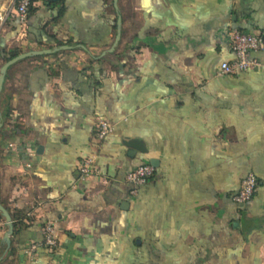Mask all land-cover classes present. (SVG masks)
I'll return each instance as SVG.
<instances>
[{
	"label": "crops",
	"instance_id": "0c3cea01",
	"mask_svg": "<svg viewBox=\"0 0 264 264\" xmlns=\"http://www.w3.org/2000/svg\"><path fill=\"white\" fill-rule=\"evenodd\" d=\"M229 29L261 37L264 0H32L23 26L7 21L0 69L66 48L4 76L0 205L22 222L7 245L0 211V264H264V48L258 68L219 74ZM87 157L99 174L80 179ZM47 222L57 246L28 257Z\"/></svg>",
	"mask_w": 264,
	"mask_h": 264
},
{
	"label": "built area",
	"instance_id": "2783aa9c",
	"mask_svg": "<svg viewBox=\"0 0 264 264\" xmlns=\"http://www.w3.org/2000/svg\"><path fill=\"white\" fill-rule=\"evenodd\" d=\"M32 0H3L0 4V30L9 19H17L20 25H24L27 19L28 10ZM227 42L233 57L222 61L219 65V74L230 75L258 68L260 63L252 57V53L258 52L264 48V41L258 35L242 32L236 29L227 31ZM113 125L106 120H99L96 123V137L99 140L104 139L111 131ZM13 147V144H9ZM99 169L96 167L95 158L87 157L78 164V175L80 179L97 176ZM154 174V167L150 164H142L128 171L125 175V181L131 185L130 193L136 194L139 186L143 185ZM258 180L253 173H248L241 181L239 189L232 195V200L237 204H244L250 200ZM42 240L31 242L25 248V254L31 257L39 246L53 249L57 246L54 236V226L47 222L42 227Z\"/></svg>",
	"mask_w": 264,
	"mask_h": 264
},
{
	"label": "water",
	"instance_id": "95a60500",
	"mask_svg": "<svg viewBox=\"0 0 264 264\" xmlns=\"http://www.w3.org/2000/svg\"><path fill=\"white\" fill-rule=\"evenodd\" d=\"M114 2H116V0H114ZM119 38H120V18L117 19V30H116V35H115V39L113 42V47L117 44ZM261 38L264 41V32L262 33ZM64 48H66V47L62 46V47H58V48H54V49L32 50V51H27V52L21 53L15 57L9 59L6 63H4V65L0 69V90H1V86L3 84V80H4L6 70L11 64L15 63L16 61H18L20 59H23V58L26 59V57H29V56L50 54L52 52H55L59 49H64ZM0 211L3 215V217L5 218L6 225H7V232L5 233V235L3 237V241H5L4 243H6L8 245L9 244V236L13 232V225H12L10 215L7 213V211L1 205H0Z\"/></svg>",
	"mask_w": 264,
	"mask_h": 264
},
{
	"label": "trees",
	"instance_id": "16d2710c",
	"mask_svg": "<svg viewBox=\"0 0 264 264\" xmlns=\"http://www.w3.org/2000/svg\"><path fill=\"white\" fill-rule=\"evenodd\" d=\"M30 9H31V5H30V7H29L28 12L30 11ZM16 54H17V52L12 53L11 56H15ZM152 176H153V175H152ZM150 178H151V177H150ZM150 178H149V179H150ZM149 179H148V180H149ZM148 180H147V181H148ZM147 181H146V182H147ZM16 220H18V219H16ZM21 222H22V221H20V220L15 221V222L13 223L14 227H15V228H19V227H20L19 223H21ZM46 248H47V247H46ZM53 249H54V248H53Z\"/></svg>",
	"mask_w": 264,
	"mask_h": 264
}]
</instances>
